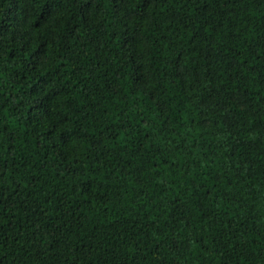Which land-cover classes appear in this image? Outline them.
I'll list each match as a JSON object with an SVG mask.
<instances>
[{
  "label": "trees",
  "instance_id": "1",
  "mask_svg": "<svg viewBox=\"0 0 264 264\" xmlns=\"http://www.w3.org/2000/svg\"><path fill=\"white\" fill-rule=\"evenodd\" d=\"M0 264H264V0H0Z\"/></svg>",
  "mask_w": 264,
  "mask_h": 264
}]
</instances>
